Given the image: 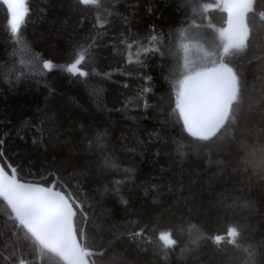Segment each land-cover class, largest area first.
I'll return each mask as SVG.
<instances>
[{"label": "trees", "instance_id": "16d2710c", "mask_svg": "<svg viewBox=\"0 0 264 264\" xmlns=\"http://www.w3.org/2000/svg\"><path fill=\"white\" fill-rule=\"evenodd\" d=\"M215 4L26 0L16 36L0 4V163L16 166L23 182L51 186L59 173L56 189L87 212L76 210L75 226L102 253L93 264H264V0L247 15L248 47L227 58L246 85L243 130L230 148L193 141L175 112L183 75L175 38L201 6ZM208 15L225 26L226 13ZM80 46L93 53L78 66L83 77L66 70ZM97 126L108 133L102 148L91 138ZM230 225L236 243L214 244ZM168 230L174 246L159 240ZM20 260L65 264L0 200V264Z\"/></svg>", "mask_w": 264, "mask_h": 264}, {"label": "snow or ice", "instance_id": "6c2138e0", "mask_svg": "<svg viewBox=\"0 0 264 264\" xmlns=\"http://www.w3.org/2000/svg\"><path fill=\"white\" fill-rule=\"evenodd\" d=\"M96 2L97 0H79V4L84 6ZM0 4L6 8L11 33L16 36L28 12L25 0H0ZM222 8L226 13V27L219 31L221 50L205 66L185 67L175 89V112L178 114V122L182 123L183 130L193 138V141L215 139L220 142L219 147L228 149L231 146L230 142L235 139L237 130H243L241 124L245 119L243 110L246 85L240 72L229 66L227 58L248 47L250 30L246 16L253 11V0H223ZM261 19H264V13L261 14ZM74 55V62L70 63L66 70L83 77L86 73L78 66L86 56L91 59L93 53L88 48L80 46ZM52 67L51 60L43 62L44 69ZM248 107H254V104L249 103ZM107 137V131H101L100 126H97L91 138L95 140L97 148H102ZM3 143L4 141L0 140V145ZM3 155V151H0V156ZM216 163L223 164V161ZM110 166L111 161L103 157V167ZM57 177L58 179L52 181V186L23 182L16 166L12 164L0 166V198L7 202L19 225L31 236H36L34 226L40 224H46L62 236L69 250L65 264H93L90 257L96 253L92 250L87 234L83 228L78 231L74 228L77 209L87 217L83 202L69 193L67 188L63 191L56 190L55 185L62 179L59 173ZM232 207V204L225 202V211ZM192 227L190 225L189 230ZM136 234L133 233V236ZM238 235L237 228L230 225L223 236L217 234L211 239L214 244H220L227 237L226 242L233 245ZM159 240L165 246L177 244L172 238L171 230L161 232ZM19 264L25 262L20 260Z\"/></svg>", "mask_w": 264, "mask_h": 264}, {"label": "rangeland", "instance_id": "374dc122", "mask_svg": "<svg viewBox=\"0 0 264 264\" xmlns=\"http://www.w3.org/2000/svg\"><path fill=\"white\" fill-rule=\"evenodd\" d=\"M222 4L223 0H216V4L213 6H201L197 11L198 15L190 16L192 26L184 27L178 31L174 41V55L181 60L179 68L183 73L186 66L199 67L210 63L221 50L222 41L219 31L223 26L216 27L210 24L208 14L210 11L225 13ZM224 27H226V23Z\"/></svg>", "mask_w": 264, "mask_h": 264}, {"label": "water", "instance_id": "95a60500", "mask_svg": "<svg viewBox=\"0 0 264 264\" xmlns=\"http://www.w3.org/2000/svg\"><path fill=\"white\" fill-rule=\"evenodd\" d=\"M246 21H247V16H246ZM0 166H2L1 163H0ZM55 188H56V185H55ZM0 200L2 202H4V204L7 206V208L11 212V209L7 205V202L4 201L2 198H0ZM11 214H12V220L18 223V221L15 219L14 213L11 212ZM75 220H76V217H74V228H76ZM18 225H19V223H18ZM19 227H22V226L19 225ZM34 227H35V231H36V236L33 237V236H31L30 233H28V234L36 241V243L44 251H46L51 256H53V257H55V258H57V259H59L65 263V260L69 256V250H68V247H67L64 239L62 238V236L60 234L56 233L55 231H53L46 224L35 225ZM77 238L79 239V236H77ZM95 253H96V255L93 257L100 256L102 254L101 252H95ZM90 258H92V257H90Z\"/></svg>", "mask_w": 264, "mask_h": 264}]
</instances>
